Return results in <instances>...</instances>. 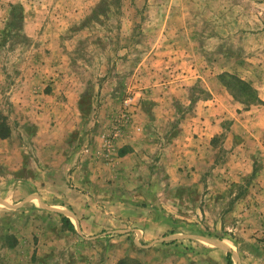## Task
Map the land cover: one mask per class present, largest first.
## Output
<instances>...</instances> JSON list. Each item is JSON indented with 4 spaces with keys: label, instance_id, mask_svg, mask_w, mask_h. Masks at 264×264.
<instances>
[{
    "label": "rangeland",
    "instance_id": "obj_1",
    "mask_svg": "<svg viewBox=\"0 0 264 264\" xmlns=\"http://www.w3.org/2000/svg\"><path fill=\"white\" fill-rule=\"evenodd\" d=\"M228 253L264 264V0H0V264Z\"/></svg>",
    "mask_w": 264,
    "mask_h": 264
},
{
    "label": "crops",
    "instance_id": "obj_2",
    "mask_svg": "<svg viewBox=\"0 0 264 264\" xmlns=\"http://www.w3.org/2000/svg\"><path fill=\"white\" fill-rule=\"evenodd\" d=\"M124 139L122 141H124ZM121 143H125L126 145H129L131 147L130 149H128L124 153V155L121 156L122 159H125L128 156H131V157L133 156V157L137 158L138 155L142 156L143 158L144 157L146 158L147 155H146V153H144L145 148H144L142 143H136L135 145L129 144L127 142H121ZM103 160H100V159L96 160L95 157L91 158L90 156L82 157L81 159H79L78 162L76 160V162L72 166V169H74V171L72 172V176H74V177L78 176V171L84 170L85 169L84 167H86L88 164H92V167H93L94 164H97V165L101 164V162ZM72 192H74V191L63 190L62 192H60V195H57L58 199L55 197L51 203V204L56 205V207L58 209H60L59 214H61L60 215L61 221L63 219H66L70 223H72L71 222L72 220H76V222H79L80 220H82L81 219V217H82L81 212H79L78 210L83 209L84 199H85L84 197L82 198L83 201L81 204L77 200L74 201L73 196H72ZM34 195H36V196H34ZM28 199H30L34 205H36V201H40V197H38L37 193L34 194V191L29 193Z\"/></svg>",
    "mask_w": 264,
    "mask_h": 264
},
{
    "label": "trees",
    "instance_id": "obj_3",
    "mask_svg": "<svg viewBox=\"0 0 264 264\" xmlns=\"http://www.w3.org/2000/svg\"><path fill=\"white\" fill-rule=\"evenodd\" d=\"M63 221H67V220L64 219ZM226 264H230V255H229V253L226 255Z\"/></svg>",
    "mask_w": 264,
    "mask_h": 264
}]
</instances>
